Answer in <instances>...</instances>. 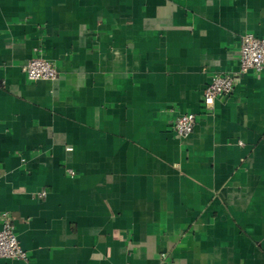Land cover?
<instances>
[{
  "label": "crops",
  "instance_id": "1",
  "mask_svg": "<svg viewBox=\"0 0 264 264\" xmlns=\"http://www.w3.org/2000/svg\"><path fill=\"white\" fill-rule=\"evenodd\" d=\"M244 34L264 0H0V264H264V69L202 104Z\"/></svg>",
  "mask_w": 264,
  "mask_h": 264
},
{
  "label": "built area",
  "instance_id": "2",
  "mask_svg": "<svg viewBox=\"0 0 264 264\" xmlns=\"http://www.w3.org/2000/svg\"><path fill=\"white\" fill-rule=\"evenodd\" d=\"M264 69V38L244 34L240 38L239 65L232 73L215 74L202 93V104L206 110L214 107L216 99L230 95L239 77L250 72L259 73ZM28 81H54L57 69L53 63L39 56L33 57L23 67ZM193 114H180L173 123V131L178 137H187L195 127ZM71 173V171H69ZM0 259L26 260V253L20 247L14 233L13 222L8 213L0 215Z\"/></svg>",
  "mask_w": 264,
  "mask_h": 264
}]
</instances>
